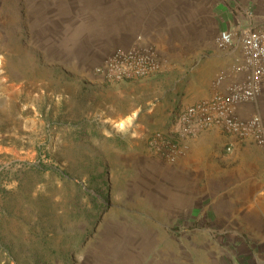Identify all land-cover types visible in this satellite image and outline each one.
<instances>
[{"label":"rangeland","instance_id":"1","mask_svg":"<svg viewBox=\"0 0 264 264\" xmlns=\"http://www.w3.org/2000/svg\"><path fill=\"white\" fill-rule=\"evenodd\" d=\"M33 32L19 0H0V264H228L223 246L234 239L165 207L162 193L175 185L167 161L149 145L116 153L95 140L81 109L85 79L41 59ZM105 98L122 107L129 96ZM123 120L109 125L122 131L129 124H114ZM234 242L248 262L243 241Z\"/></svg>","mask_w":264,"mask_h":264},{"label":"crops","instance_id":"2","mask_svg":"<svg viewBox=\"0 0 264 264\" xmlns=\"http://www.w3.org/2000/svg\"><path fill=\"white\" fill-rule=\"evenodd\" d=\"M236 1L264 19V0H19L29 29L35 31L32 38L41 59L61 66L69 77L85 79V124H95V140L111 142L110 150L116 153L131 142L143 152L151 133L167 128L169 111L164 113L161 103L167 91H179L175 97L169 95L171 108L211 95L212 81L220 71H229L237 56L235 49H222L214 42L219 30L237 24ZM131 45L154 48L163 58L161 69L110 85L94 77L93 67L107 52ZM189 62L194 64L187 66ZM197 77L203 79L201 86L189 89ZM48 89L46 84L39 88ZM107 92L129 98L119 107L106 100ZM68 102L75 104L70 98ZM239 112L258 113L264 121V85L255 100L239 106ZM119 117L128 119L122 131L109 125ZM180 143V155L165 163L175 182L162 193L165 207L175 215L211 223L213 235L242 240L248 262L239 258L242 253L236 246L241 244L229 240L223 246L231 259L228 264H258L264 258V146L227 135L216 125ZM203 204L206 213L193 212Z\"/></svg>","mask_w":264,"mask_h":264},{"label":"built area","instance_id":"3","mask_svg":"<svg viewBox=\"0 0 264 264\" xmlns=\"http://www.w3.org/2000/svg\"><path fill=\"white\" fill-rule=\"evenodd\" d=\"M237 24L221 29L214 38L217 47L237 51L229 71H220L212 81L213 91L204 99L176 104L169 111L168 126L155 130L148 139L151 151L173 162L182 152L181 140L216 125L227 135L264 146V121L260 114H241L239 106L255 100L264 85V19L254 9L235 2ZM158 52L147 46H118L105 54L92 69L106 84L148 77L163 65ZM232 145H226L229 152Z\"/></svg>","mask_w":264,"mask_h":264},{"label":"bare ground","instance_id":"4","mask_svg":"<svg viewBox=\"0 0 264 264\" xmlns=\"http://www.w3.org/2000/svg\"><path fill=\"white\" fill-rule=\"evenodd\" d=\"M126 122H127V121H124V120H123V121H119L117 124H114V125L120 128V127H122L123 125H125Z\"/></svg>","mask_w":264,"mask_h":264}]
</instances>
